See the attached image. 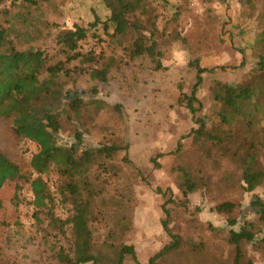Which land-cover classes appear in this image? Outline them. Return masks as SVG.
<instances>
[{
    "label": "rangeland",
    "instance_id": "obj_1",
    "mask_svg": "<svg viewBox=\"0 0 264 264\" xmlns=\"http://www.w3.org/2000/svg\"><path fill=\"white\" fill-rule=\"evenodd\" d=\"M167 1L164 5L148 0L149 11L155 17L154 35L163 69L154 70L147 56L132 62L124 57L120 67L109 70L104 80H93L88 74L73 80L44 74L40 83L48 85L50 79L58 97V102L52 103L60 126L55 134L58 145H73L74 133L80 131L79 149L98 144L127 146L110 162V174H100L105 191L93 208L89 224L92 242L100 245L112 235L114 244L133 246L137 262L147 264L171 242L161 225L165 205L168 229L179 237V246L160 258L158 264H236L235 247L229 242L231 230L250 223L255 239L264 237V221L249 207L255 196L264 202V183L246 192L240 181L241 170L228 157L215 158L209 146L191 137L182 140L179 153H172L179 138L197 128L190 110L184 103H177V96L180 85L189 94L195 81L190 62L197 61L200 67L211 70L202 74L196 92L202 105L196 116L207 119L209 129L215 128L209 86L214 80L238 84L251 76L257 62L255 38L264 24V2ZM94 11L101 17L106 14L99 0H6L0 4V27L6 32L3 49L44 51L48 63L55 64L64 60L55 46V37L75 24L87 26ZM97 33L99 42L90 34L80 43L81 52L92 51L91 57L102 64L122 56L114 41ZM128 42L124 40V45ZM68 65L82 67L79 60ZM93 67L101 69L99 64ZM65 91L78 92L82 97L76 111L65 106L61 97ZM0 151L24 173L36 177L29 165L37 152L36 145L16 137L5 118H0ZM158 154L162 156L155 163L151 159ZM124 156L127 162L122 161ZM57 166L59 162L53 161L52 167ZM183 167L192 171L196 185L185 197L179 172ZM41 177L53 190L57 179L54 170ZM21 185L7 184L0 191V264H56L53 256L59 247H68L69 230L62 236L49 227L48 209L34 215L30 185ZM223 202L234 204L232 212L214 210ZM51 212L63 220L68 208L56 197ZM230 220L236 223L230 225ZM242 252L239 264H264V245L243 244ZM123 264L136 263L127 256Z\"/></svg>",
    "mask_w": 264,
    "mask_h": 264
},
{
    "label": "trees",
    "instance_id": "obj_2",
    "mask_svg": "<svg viewBox=\"0 0 264 264\" xmlns=\"http://www.w3.org/2000/svg\"><path fill=\"white\" fill-rule=\"evenodd\" d=\"M5 1L0 0V4ZM153 1L164 5L168 3L167 0ZM99 3L106 10L103 17L94 11L87 26L75 24L58 33L55 46L59 47L64 60L52 65L48 63L49 58L44 51L24 52L14 48L4 50L6 32L0 27V118L9 120L16 137L28 140L37 147V152L31 156L29 163L32 173L36 175L34 178L31 173H24L0 151V191L7 184H18L21 188L23 182L29 183L34 215L48 209V226L62 236H66V230H69L68 247H59L53 256L56 264H123L127 256L139 264L133 246L114 244L110 238L112 235H108L103 243L97 245L92 242L89 228L96 200L105 191V183L100 180V174H110V162L127 146L98 144L95 148L79 149L78 146L82 143L80 131H75L76 143L73 145L67 148L58 145L55 134L60 126L52 106L53 102H58V97L55 96L50 79L48 85L40 83V77L44 74L50 78L61 76L67 80L88 74L93 80H104L109 70L120 67L124 57L132 62L147 56L154 70L164 68L154 35L155 17L149 11L148 0H99ZM148 14L149 17H146ZM97 32H102L114 41L121 48L122 56L110 58L102 64L91 57L92 51L81 52L80 43L90 34L93 38H98L99 42L100 34ZM126 39H129L127 46L124 45ZM255 46L257 62L248 80L238 84L219 80L211 82L209 95L215 107L217 121L213 129L207 127V119L196 116L202 106L196 92L202 82V74L211 70L200 67L197 61L190 62L189 65L195 69V81L189 94L184 93L182 86H179L177 103H184L190 110L197 128L180 137L172 152L179 153L182 150V140L185 138L191 137L193 141L202 142L215 152V158L228 157L241 170L240 181L246 192H253L264 183V24L257 33ZM77 60L82 67H69L70 62ZM96 64L101 69H94ZM87 65L89 68L85 70ZM61 97L65 106L72 111H76L83 100L78 92L72 91H65ZM160 156L162 154L151 160L156 163ZM205 156H209V153H205ZM53 161H58L59 167L53 168ZM122 161L127 162V157L124 156ZM183 168L179 172L185 197L195 190L196 185L192 180V171ZM52 170L57 179L53 190H50L41 176L47 172L50 174ZM56 197L62 206L68 208L67 217L63 220L51 212V205ZM249 207L259 216L260 221H264V202L259 196L253 197ZM2 208L3 200L0 196V210ZM162 208L165 218L161 225L171 242L150 257L147 264H158L160 258L179 246V237L168 229V210L165 205ZM233 209L234 204L230 202L220 203L214 208L216 212L226 214ZM235 223L236 221H229L230 225ZM251 227L252 224L243 223L237 231L231 230L229 233V242L235 247L236 264L243 259V244L264 245V237L256 240Z\"/></svg>",
    "mask_w": 264,
    "mask_h": 264
}]
</instances>
